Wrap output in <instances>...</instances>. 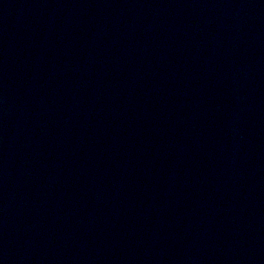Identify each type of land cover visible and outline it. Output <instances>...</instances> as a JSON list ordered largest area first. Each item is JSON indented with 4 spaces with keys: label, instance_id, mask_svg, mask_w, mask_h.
Instances as JSON below:
<instances>
[{
    "label": "water",
    "instance_id": "95a60500",
    "mask_svg": "<svg viewBox=\"0 0 264 264\" xmlns=\"http://www.w3.org/2000/svg\"><path fill=\"white\" fill-rule=\"evenodd\" d=\"M0 264H264V0H0Z\"/></svg>",
    "mask_w": 264,
    "mask_h": 264
}]
</instances>
